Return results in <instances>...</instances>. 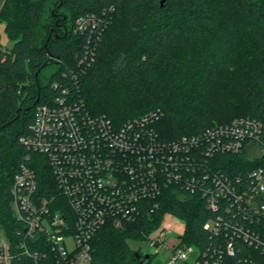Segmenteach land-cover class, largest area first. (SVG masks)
<instances>
[{"label":"trees","instance_id":"1","mask_svg":"<svg viewBox=\"0 0 264 264\" xmlns=\"http://www.w3.org/2000/svg\"><path fill=\"white\" fill-rule=\"evenodd\" d=\"M1 1L0 20L14 43L5 49L0 43V232L12 241L13 264H56L50 255L37 262L24 252L20 241L33 252V237L25 238L11 208L23 164L36 170L41 193L56 194L46 157L21 141L31 133L39 103L67 89L117 124L160 110L155 127L166 139L239 117L264 123V0H167L163 7L161 0H61L66 18L56 8L54 24L44 21L48 0ZM231 12L236 24L226 15ZM86 14L97 17L92 34L76 30ZM245 44L247 58L241 57ZM218 159L222 170L245 182L250 170L264 166V154L222 153ZM229 199L212 209L200 194L167 189L158 207L136 222L115 227L110 221L99 229L91 264H154V253H135L129 240L148 239L167 212L185 221L182 244L196 246L199 264H264V249L241 237L234 238L235 255L226 252L241 226L264 239V219L247 220L229 208ZM210 220L218 233L205 227Z\"/></svg>","mask_w":264,"mask_h":264},{"label":"built area","instance_id":"2","mask_svg":"<svg viewBox=\"0 0 264 264\" xmlns=\"http://www.w3.org/2000/svg\"><path fill=\"white\" fill-rule=\"evenodd\" d=\"M97 26L94 14L76 21L78 32L92 34ZM160 116V110H152L117 124L67 89L36 106L31 133L21 141L46 157L56 194L41 193L36 170L26 164L15 174L11 208L25 226V238L33 237V252L20 241L25 253L37 262L50 255L56 264H91V241L99 229L110 221L115 227L136 222L143 212L157 208V199L171 188L181 196L202 195L212 209L229 197V208L247 220L264 219V166L250 170L245 182L218 164V155L247 153L252 144L260 148L258 155L264 154L261 120L239 117L198 134L166 139L155 127ZM170 217L184 226L174 228L167 222ZM205 227L218 233L211 220ZM185 229L184 220L167 212L153 231L157 234H149L157 247L172 230L178 233L167 264H199L196 246L182 244ZM236 237L264 249L262 236L241 226L227 241L229 255H235ZM13 261L12 241L2 230L0 264Z\"/></svg>","mask_w":264,"mask_h":264},{"label":"rangeland","instance_id":"3","mask_svg":"<svg viewBox=\"0 0 264 264\" xmlns=\"http://www.w3.org/2000/svg\"><path fill=\"white\" fill-rule=\"evenodd\" d=\"M1 5H2V1L0 2V10H1ZM62 2L61 0H48L47 2V6H46V11H45V16H44V21L47 24H54V21L56 20V16L55 13L57 10V13L59 15H61L62 19L66 18V13L63 12V9L61 8ZM57 8V10L55 11V9ZM227 17L229 18V20L232 21L233 24H236L238 22V18L236 16V14L234 13H227L226 14ZM61 23V22H60ZM0 43L4 46L10 47L13 45L14 41L12 40V38L9 36V34L6 32V24L4 22H2L0 20ZM243 56V58H247L250 56L249 53V45L245 44V46H243V53L241 55V57ZM57 69V65H53L51 67H49L45 72V77L46 80H48L52 73ZM252 148L251 150H249L246 154L247 156H249L250 158L255 155H258L260 148L258 149V146L256 144H252ZM169 224L175 227H183L184 226V222L181 220H171V218H169ZM157 234V232H153L151 234V236L149 238H153L155 235ZM178 237V233L175 232V230H172L171 233H168L164 239V244H161L157 247H153V245L151 244V240L150 239H144V240H129V244L131 246V248L133 249V251H135V253H142L143 255L146 254H150V253H154V257H153V263L154 264H167L168 261V257L170 254V249L169 246H171L170 244H172L173 242L176 241ZM190 261H193V256L190 257L189 259ZM179 264H183V263H179Z\"/></svg>","mask_w":264,"mask_h":264},{"label":"water","instance_id":"4","mask_svg":"<svg viewBox=\"0 0 264 264\" xmlns=\"http://www.w3.org/2000/svg\"><path fill=\"white\" fill-rule=\"evenodd\" d=\"M166 1L167 0H161V6L162 7L166 4ZM145 257L148 258L149 257V254H146Z\"/></svg>","mask_w":264,"mask_h":264},{"label":"crops","instance_id":"5","mask_svg":"<svg viewBox=\"0 0 264 264\" xmlns=\"http://www.w3.org/2000/svg\"><path fill=\"white\" fill-rule=\"evenodd\" d=\"M171 218V220H174L175 221V219L173 218V217H170ZM167 222H168V224H169V219L167 220ZM172 226V225H171ZM174 228H175V226H173ZM178 228V227H177Z\"/></svg>","mask_w":264,"mask_h":264}]
</instances>
